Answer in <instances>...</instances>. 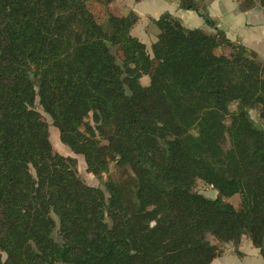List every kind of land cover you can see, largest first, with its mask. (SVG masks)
I'll return each instance as SVG.
<instances>
[{"label":"trees","instance_id":"16d2710c","mask_svg":"<svg viewBox=\"0 0 264 264\" xmlns=\"http://www.w3.org/2000/svg\"><path fill=\"white\" fill-rule=\"evenodd\" d=\"M112 2L0 0V264H212L243 236L264 259V59L170 14L148 48ZM37 104L89 173L128 175L88 186Z\"/></svg>","mask_w":264,"mask_h":264},{"label":"crops","instance_id":"0c3cea01","mask_svg":"<svg viewBox=\"0 0 264 264\" xmlns=\"http://www.w3.org/2000/svg\"><path fill=\"white\" fill-rule=\"evenodd\" d=\"M216 22L210 27L195 11L180 8V0H113L111 8L118 11L135 13L139 20L132 28V35L151 48L159 32H153L151 24L164 15L170 14L182 22L188 29H200L210 34L220 32L228 40L246 47L264 59V7L251 0H196ZM251 2V3H250ZM222 256L212 264H264L259 249L247 239H243L238 249L231 244Z\"/></svg>","mask_w":264,"mask_h":264},{"label":"rangeland","instance_id":"374dc122","mask_svg":"<svg viewBox=\"0 0 264 264\" xmlns=\"http://www.w3.org/2000/svg\"><path fill=\"white\" fill-rule=\"evenodd\" d=\"M117 13H119L120 15H128V12H125V11H118ZM150 28L153 32L160 31L157 24L156 25L151 24ZM149 81L150 80L147 76L142 79V83L144 85H147ZM35 110L38 116L41 119L46 120L48 124L50 125V140L52 142V145L55 151L64 157H71L76 160L78 174L88 186L97 187V188L102 189L103 191H106L105 183L107 181L109 180L119 181L120 179L128 175V172H125L124 170L120 169L118 166H116V164H112L110 167V172L108 174H104L101 178L96 177L93 174L89 173L87 170V165H86L84 157L82 155H78L74 153L69 147H67L61 142L58 129L54 127L52 119L44 113V111L42 110L39 104L36 105ZM251 115H252V118L256 122L259 121V111L254 110L251 112ZM198 190L199 192H201L202 194L210 198H215L218 195V193L211 186L205 184L204 182H199ZM228 201L233 203L235 206H238L240 199H239V196H235V197L228 199ZM243 239L247 240L245 236L240 237L239 245ZM230 245L231 244H229V246ZM227 247H228L227 245L224 246L225 250L227 249Z\"/></svg>","mask_w":264,"mask_h":264}]
</instances>
